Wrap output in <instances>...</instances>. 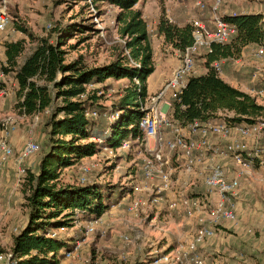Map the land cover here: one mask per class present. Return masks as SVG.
Here are the masks:
<instances>
[{
    "label": "trees",
    "instance_id": "obj_1",
    "mask_svg": "<svg viewBox=\"0 0 264 264\" xmlns=\"http://www.w3.org/2000/svg\"><path fill=\"white\" fill-rule=\"evenodd\" d=\"M105 1L119 8L117 25L125 39L120 44V52L108 63L89 65L83 55L67 58L66 38L72 35L73 29L82 31L91 27L88 24L61 25L52 30L56 33L53 41V34L35 37L31 28L16 16L17 20H12L16 29L37 40L22 64L19 58L26 50V38L4 43L6 65L1 69L15 77L20 112L35 116L50 110V130L43 141L44 155L39 161V170L27 171V222L13 237L11 250L18 264H59L67 251L74 250V241L53 235L55 230L74 225L76 210L78 219H97L120 200L122 191L117 187L107 188L98 182L61 184L64 168L106 147L118 149L125 141L134 139L140 144L145 138L142 119L146 112L142 106L148 96L147 80L155 71L152 34L142 9L136 7L140 0ZM235 13L223 14V17L236 27V34L228 42L211 43L204 54L206 73L190 75L182 92L172 99L169 115L174 121L186 125L195 120H208L224 110L234 113L228 120L236 124L253 123L263 115L264 105L226 82L214 66L216 61L239 58L247 45L264 44V14ZM194 29L190 22H172L163 12L156 33L163 36L165 44L183 50L193 44ZM111 78L127 79L129 84L118 101L108 108L100 104L104 91L96 85L105 87ZM57 99L62 103L53 109ZM113 112H119V117L105 116Z\"/></svg>",
    "mask_w": 264,
    "mask_h": 264
},
{
    "label": "rangeland",
    "instance_id": "obj_2",
    "mask_svg": "<svg viewBox=\"0 0 264 264\" xmlns=\"http://www.w3.org/2000/svg\"><path fill=\"white\" fill-rule=\"evenodd\" d=\"M202 4H205L204 8ZM217 4H219V12L226 10L227 12H261L264 14V0H140L138 2L136 7L142 9L152 34L155 62L160 61L161 64L160 66L155 64L158 68L150 79L151 88L156 87L154 88L156 90L157 86L159 87L161 84L157 77L159 71L167 66L169 62L167 59L179 60V51L173 53L172 49L169 50L172 45L163 43V39L156 34L157 22L162 13L165 12L166 16L174 23H192L207 14L211 15L212 8ZM10 12L12 20H17L16 16H18L20 22H24L31 28L35 37L53 34V41L56 40V33L52 30L61 25L78 23L90 25L91 27L84 28L82 31L71 30L72 35L66 38L64 46L68 50L67 58L69 60L83 55L89 65L108 63L113 60L120 52V44H123L125 40L121 37L117 25L119 8L105 0H12ZM102 30L105 32L104 35L101 33ZM12 38H26L27 50L20 59L23 62L29 51L36 46L37 40L20 33L11 21L10 24L0 29V47L3 40ZM1 50L0 48V53ZM206 51L207 46H202L197 51L194 74H202L206 71L204 59ZM252 60L248 57L243 58L239 70L241 78L246 85H251V80H253V85L255 83L257 87L264 89V70L258 69L257 63H253ZM176 64L169 63V66L172 65L173 71L177 67ZM256 72L259 78L254 82L253 76ZM171 75L168 76V79ZM164 78L166 79L167 76ZM106 84L105 87L102 84L96 86L102 87L104 91L100 104L110 108L114 102L118 101L120 93L125 85L129 84V81L111 78L106 81ZM89 88H93V86ZM16 94L17 89L15 95L13 94L8 101L9 106L2 111L4 117L0 119V123L11 114L16 130L11 133L10 142L17 151L22 148L30 135L38 137L37 141L42 146L41 151L24 162L27 171L37 172L39 161L44 155L42 140L46 138L47 131L50 130L48 125L50 111L42 113L40 118L22 113L18 108ZM149 101L146 98L144 104L148 105ZM257 101L264 105L263 97L257 98ZM61 103V99L55 100L53 109ZM256 121L264 122V113ZM19 131L21 134H18V138L13 141V136ZM131 144L132 151L130 152L111 151L110 148L103 149L94 156L87 157L76 165L62 170L61 184H80L83 167L89 166L91 170L86 174L87 183L98 182L99 185L107 188L117 187L122 191V195L117 202L120 205L113 209L114 214H103L93 233L86 234L85 227L89 220L81 219H77L71 227L55 230L63 238L73 240L75 248V253L71 257L65 256L59 264H179L180 256L187 249L188 242L186 240L191 238L200 225L197 223L196 227L194 218L188 216L183 209L176 211L171 208L169 198L163 196L158 202L152 201L155 186L152 185V182L144 180L143 174L148 154L137 139L131 141ZM14 160L10 161L15 163L17 171L14 173L17 176L13 178L16 179L18 189L16 188L17 190L8 194L0 192L2 201L0 202L13 207V217L15 218L12 219L9 216L7 220L10 219V222L7 220L5 222L3 221L6 218L5 215L1 220L3 223L0 222L1 252L11 250L12 238L14 234L20 233L23 229L28 213L26 207V196L29 193L28 172L26 171L25 175L20 174L18 163ZM9 162H1L0 167ZM153 183H158V180H154ZM175 184L176 182L173 183V185ZM2 185L3 183L0 186ZM191 190L189 191L191 192ZM196 196L194 194L192 197ZM135 199H141L145 203L143 206H139L135 212H129L127 207ZM241 199L244 206L254 208L252 213L255 218L252 217V219L262 220V223L252 226L248 242L244 243L243 247L247 252L255 253L256 250L264 254V176L260 172L256 178L244 184ZM233 236L237 235L233 234ZM218 254L221 255L216 252L206 257L213 259Z\"/></svg>",
    "mask_w": 264,
    "mask_h": 264
},
{
    "label": "built area",
    "instance_id": "obj_3",
    "mask_svg": "<svg viewBox=\"0 0 264 264\" xmlns=\"http://www.w3.org/2000/svg\"><path fill=\"white\" fill-rule=\"evenodd\" d=\"M12 0H0V29L10 24L12 16L10 12V2ZM219 4L212 8V14L208 22L196 20L194 25V42L183 50H179V64L172 72L170 78L163 84L161 89L154 95L147 98L149 104H143L142 109L146 114L142 119V125L145 130V138L140 143L148 154L144 166V180L152 182L155 186L153 202L162 199L163 192L172 189L174 175L183 172L187 177L195 174L196 168L201 164L203 157L212 151L215 157L230 159L239 166L233 177L228 176V170L223 163L216 161L210 166L205 177V184L208 188V198L192 197L188 193L191 185L190 180H183L181 187L176 192V197L169 204L171 208L181 207L188 216L196 215L199 209L206 208V217H199V228L196 230L193 239L188 243L187 249L179 258V264H208L201 255L198 245L207 238L216 234V226L222 220H235L236 214V196L241 187V181L246 175H251L256 167L264 166V122L253 123H232L228 120L227 112L229 110L219 111L218 114L208 120H195L186 125L174 121L169 113L172 107V99L177 97L187 84V79L195 71V55L202 46L210 49L212 42H228L237 32L236 27L224 19L220 13ZM205 7V4H202ZM234 14H236L234 12ZM50 25V24H49ZM101 33L104 35V31ZM125 42V40L123 41ZM172 50L176 48L172 45ZM264 53V48L260 47L256 54L260 56ZM134 65H139L132 61ZM215 68L220 72L221 65L219 61L214 63ZM5 73H0V93L5 90L1 81H4ZM254 79H258L256 72ZM139 83V80L135 78ZM252 96L259 98L264 96L263 88H253ZM169 94V98H167ZM49 112L50 110H46ZM222 112V113H220ZM41 113L36 114L40 118ZM93 115H97L96 112ZM119 112H113L110 115L105 113L110 119L118 118ZM0 123V161L9 162L15 159L18 163V171L25 175L27 169L24 162L32 155L40 152L41 144L30 135L22 148L18 151L10 142V135L16 130L15 121L12 116L3 119ZM223 138L227 140L225 144H214L212 139ZM99 142L101 140L99 139ZM105 149H109L106 147ZM110 150L131 151V141L127 140L118 149ZM83 176L80 177L82 184L87 182L86 174L91 168L83 167ZM158 180V183H153ZM218 194V198L213 200L212 193ZM141 199L132 201L127 209L129 212H135L139 206L144 205ZM77 219L79 211L76 210ZM100 218L91 219L85 227L86 234H91L96 230V224ZM57 233L54 232L53 235ZM127 239V237H125ZM75 253L67 251L66 256L71 257ZM0 264H18L12 250L0 251ZM211 264H219L212 262Z\"/></svg>",
    "mask_w": 264,
    "mask_h": 264
},
{
    "label": "crops",
    "instance_id": "obj_4",
    "mask_svg": "<svg viewBox=\"0 0 264 264\" xmlns=\"http://www.w3.org/2000/svg\"><path fill=\"white\" fill-rule=\"evenodd\" d=\"M220 13L227 14L230 12H227L226 10H224ZM209 18H210V14H207V15L203 16V18H200V20L203 19L204 21L208 22ZM192 24H193V22H192ZM159 37L163 39V36L159 35ZM19 39H21V38H12V39H6V40L2 41V45L0 47L2 49L1 53H0V73L2 72L1 66L3 64L6 65V54H5L4 43L6 41H16ZM163 43H164V40H163ZM260 47L264 48L263 45L250 44L244 48V50H243V52L239 58H230V59L220 60L219 62L221 65V71L219 73H220L221 77L226 82L230 83L231 85H233V86L249 93L250 95H252L251 90L253 88H260V87H257V85L255 83L253 85V80H251V85H246L244 83L243 79L241 78V74L239 73V70L241 68V65H242L241 63H242L243 58H246V57H248L249 59L252 58L253 63H257L256 67L258 69L264 70V53L260 56H257V54H256L257 50ZM33 48L25 56L24 60L33 51ZM153 49H154V46H153ZM170 49L171 48H169V50ZM26 50H27V46H26ZM26 50H25V52H26ZM177 50L178 49L171 50V51H173V53H175V52H177ZM21 57L19 58V64H22L24 62V61L23 62L20 61ZM154 60H155V58H154ZM167 61H169L167 66L163 67L162 70L159 71L160 73H159L157 79H158V82H160L161 84L159 85V87L157 86L156 90H154V88H156V87L151 88L150 79H151L152 75L155 74L158 67L155 66V71L149 76V78L147 80L148 95L156 93L158 91V89H160V87L168 80V76L171 75V73L173 71L171 69V66L173 64H176L177 62L178 63L176 65L178 66V64H179V60L176 61L175 59H173V60L167 59ZM231 62H233V63H231ZM169 63H172V65L169 66ZM155 64H157L158 66L161 65L160 61L155 62ZM174 67H175V65H174ZM203 73H206V71ZM5 75L6 76L3 79L6 82V84L3 85L5 90L0 93V119L2 117H4V113L2 111L9 106L8 101H10L13 94L15 95V90L17 89V82L15 80V77L13 75H9V74H5ZM164 76H167V78L165 79ZM256 81H258V79L254 80V82H256ZM157 85H158V83H157ZM169 97L170 96L168 94L167 98H169ZM259 98H261V97H259ZM263 98H264V96H263ZM220 113H222V112H220ZM226 115L229 117H232L234 115V113L232 111H228ZM9 116H11V114H9ZM18 134H21L20 131L18 133H16V135L13 136V141H15V139L18 138L17 137V136H19ZM20 137H21V135H20ZM34 138L37 141L38 137L34 136ZM43 140H44V138H43ZM43 140H42V142H43ZM212 141L214 144H221L222 145V144H225V142L227 140H225L223 138L214 137L212 139ZM142 148H143V146H142ZM216 161H220L221 163H223L225 165V167L228 170V176L229 177H233L236 174L237 170H239V166L236 165L234 162H232L230 159H228V158L222 159L219 157H215L213 152L209 151V153L203 157L201 164L198 165V167L196 168L195 174H192V175L187 177L183 172H179V173H176L174 175V182H176V184L173 185L172 189L169 190L168 192H163L164 197L169 198L170 200L175 198L176 197L175 190L177 191L178 188L181 187L183 180H185L187 178V180H190V182H191V185L187 189L188 193L189 194L191 193V196H193L195 194V195H197L196 197L208 198L209 192H208V188L205 184V177H206V175L210 169V166L213 163H215ZM15 171H17L15 168V163L11 162V161L9 163L5 164L3 167H0V183L1 184L3 183V185L0 186V192L8 194L10 192L13 193L14 190L18 189V184L15 181L16 179L13 178V177L17 176V174L14 173ZM259 172L264 176V166L256 167V169L252 172L251 175L244 176V178L241 181L240 191H239L238 195L236 196L237 218L235 220H222L216 226L215 236L207 238L204 242H202L198 245L199 252L201 253L202 256H204L206 258V261L208 264H211L212 262H218L219 264H264L263 252H257L255 250V253H250V252H247V250H245L246 248L243 247L244 243L248 242L247 240L249 239V236H250L249 232H250L252 226L259 224V223H262V220L254 219L255 218L254 213H252L254 208L252 206H244V203L241 199V192H242V189L244 187V184H247L248 182H250L251 179L256 178V176ZM251 184H252V182L250 183V185ZM189 190H191V192ZM9 197H11V195H9ZM211 197L213 200H216L218 198V194H216L214 192L211 194ZM1 202H0V222L3 218V216H5V215H6V218H4V220H3L5 222L9 218V216H11L12 219H15L13 217V214H14L13 213V211H14L13 207L9 206V205L6 206L7 205L6 203H1ZM3 202H5V201H3ZM119 205H120V203L113 205L110 208V210H108L109 212L107 211L106 213H110L111 215H113L114 214L113 209ZM173 209L177 211V210H180L182 208L178 207V208H173ZM206 215H207L206 208L203 207L202 209H199L197 211L196 215L191 216L192 218H194L196 227L200 223L199 217H206ZM252 217H254V218L252 219ZM27 218H28V213L26 214V220H24V226L27 222ZM195 218H197V219H195ZM197 220H198V222H197ZM8 221L10 222V219L7 220V222ZM1 223H3V222H1ZM3 230H6V229H3ZM195 232H196V230H195ZM194 233L191 235V238L186 240L188 243L193 239ZM231 233H233L237 236H233V234H231ZM12 245H13V238H12V242H11V247H12ZM212 251H214V252H212ZM216 252L221 253V255L218 254L217 256L213 257L214 260L206 257L209 255L215 254Z\"/></svg>",
    "mask_w": 264,
    "mask_h": 264
}]
</instances>
